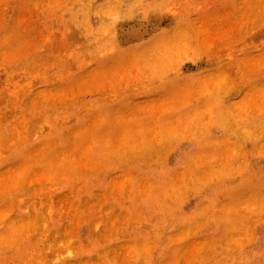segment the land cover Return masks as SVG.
Instances as JSON below:
<instances>
[{"label":"rangeland","instance_id":"1","mask_svg":"<svg viewBox=\"0 0 264 264\" xmlns=\"http://www.w3.org/2000/svg\"><path fill=\"white\" fill-rule=\"evenodd\" d=\"M219 103L236 113L216 125ZM142 247L264 264V0H0V264Z\"/></svg>","mask_w":264,"mask_h":264},{"label":"bare ground","instance_id":"2","mask_svg":"<svg viewBox=\"0 0 264 264\" xmlns=\"http://www.w3.org/2000/svg\"><path fill=\"white\" fill-rule=\"evenodd\" d=\"M219 106H220V108L218 110V113L216 114L215 118H212L213 120H215L216 125H221V123L227 118V117H224L225 114H228L229 117L232 118L233 116H235V113H236L233 105H228V104H225V103H219ZM200 140H202V141H200V146L203 145V149L206 150V151H212L214 159L219 158L222 155V153L226 152V150H223V148L225 147V143H224L225 138L224 137L216 138V137H214V135H211L209 137H205V138L200 139ZM206 144H208V145H216L219 148H217V149L213 148V147L205 148L204 145H206ZM252 151L255 152L256 150H252ZM190 154H193V153H188L187 152L188 158L189 157L194 158L196 156V153L193 154V155H190ZM185 172H186V174L189 173L190 176L187 177V179L190 178L191 182L195 183V181L198 182L200 180L197 184H193L192 185L193 186L192 189H195V187L197 185H201L203 180H201V178L198 176L197 173L192 172L189 169L187 171L185 170ZM221 173H222L221 170L217 172L218 179H221L219 177L221 175ZM183 184H185L184 186L188 185L185 180H184ZM209 184H211V186H212L211 182H209ZM209 184L205 181L204 186H209ZM216 190H218V189H216ZM250 190H251V195L250 196H252L255 193V188H254V186L252 187L251 185H248V187L245 186V185L244 186L239 185L237 187V190H233V189H231L229 187L224 189V191L226 193H228V195L234 194V196H233L234 199L235 200H239V201L245 199L246 197H248L249 194H250ZM210 197H212L211 194H209L208 196H206L204 198V202L207 205H208V203L210 201ZM217 209H219V210L216 212V215L213 214V216H212L214 224H215L214 225V234L217 235V236H221L223 234L225 235L226 233H228L232 229V227H231V219H230L229 216H225L224 215L225 207L216 208V210ZM188 221H189V219H188ZM134 251H135V249H134ZM155 260H156L155 258H151V256H148V250L145 247H142V248L137 249L135 251V262H134L135 264H155L154 263Z\"/></svg>","mask_w":264,"mask_h":264}]
</instances>
